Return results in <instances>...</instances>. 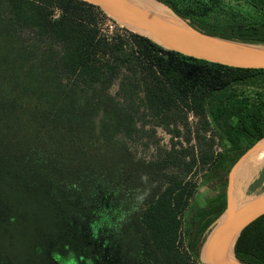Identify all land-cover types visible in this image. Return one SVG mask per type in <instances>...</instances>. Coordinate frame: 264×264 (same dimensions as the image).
Instances as JSON below:
<instances>
[{
	"label": "trees",
	"instance_id": "obj_1",
	"mask_svg": "<svg viewBox=\"0 0 264 264\" xmlns=\"http://www.w3.org/2000/svg\"><path fill=\"white\" fill-rule=\"evenodd\" d=\"M158 1L208 34L264 45V0H246L255 15L234 13L227 20ZM100 15L98 6L82 0H0V264H141L144 257L146 264H188L176 247L179 212H193L198 240L226 209L232 168L264 137V97L237 89L264 85V69L167 50L133 31L126 52L122 40L101 31ZM17 27L58 49L38 53L14 33ZM121 67L135 75L156 117L168 121L186 109L212 124L222 152L183 159L184 175L197 162L208 166L203 181L212 195L205 205L195 203L198 197L189 201L196 184L163 171L160 160L137 159L118 139L133 125L132 114L107 89ZM262 165L264 151L245 176ZM129 186H147L137 191L147 207L118 214L95 232L103 201L114 202L115 189ZM201 246L190 243L196 258ZM235 254L243 264H264V214L241 232Z\"/></svg>",
	"mask_w": 264,
	"mask_h": 264
},
{
	"label": "rangeland",
	"instance_id": "obj_2",
	"mask_svg": "<svg viewBox=\"0 0 264 264\" xmlns=\"http://www.w3.org/2000/svg\"><path fill=\"white\" fill-rule=\"evenodd\" d=\"M143 1L147 2L154 8H156V5H164L166 8L168 7V13L166 14L164 12V14L176 21L179 19L177 15H173V11H171V8L166 4L157 0ZM170 1L181 7L183 10L189 9L197 17L203 16L211 19L227 20L233 16L234 13L255 15V12L252 11L246 0ZM148 4L146 5L149 6ZM151 6L149 7L152 8ZM59 15L60 10L54 9L53 17L57 18ZM98 24L101 27V31L108 37L122 40L126 52L131 51L133 48V39L130 31L132 30L105 12L104 15L99 16ZM14 33L24 39L28 45H34L38 53L47 47H54L56 50L58 49L56 43L36 35L32 29L17 27L14 30ZM107 89L108 92L132 114L133 125L129 134H119L118 139L128 147L129 151L137 159H145L153 162L160 160L165 165L163 171L183 176L186 167L185 161L191 160L192 155L201 158V156L204 157L211 153L218 154L222 152L223 146L220 143V139L214 135L212 124H204V120L194 111L186 109L176 110L168 115V121H164L163 118L153 115L144 103L142 87L136 80L135 75L125 67H121L118 70L117 75ZM237 89L242 91V93L250 95L253 99L260 98V93L261 96L264 97V85L238 86ZM260 141L261 140H258L240 157L238 161L239 166L249 155H251L250 151L255 146L259 145L261 143ZM183 159H185V161ZM261 167H257L250 176H239L237 172L240 170L241 166L238 170L236 169L233 174H230L233 186L232 199L233 202L238 205L236 206L237 208L246 205L252 200V197L248 194V187L253 181H255L254 179L257 178V174ZM207 168V165L203 166L201 163L197 162L192 169L193 172L184 175L185 181L189 180L193 185L196 184L195 189L193 190V196L189 198V201L194 202L198 197L195 200V203L199 205L206 204L208 196L212 195V189L209 188L210 182L203 181V174L207 171ZM146 187L147 186H143L140 189H137L135 186H129L126 191L121 187L116 188L113 193L115 201L111 202L108 199H105L102 203V208L99 211L100 217L97 220L95 232L100 231L109 220L115 219L118 214L132 211V213L137 215L142 212V209L147 207V203H145V200L142 201L144 194L140 192L137 193V191H142ZM257 188H261V185ZM262 190L263 189H260L256 193H260ZM122 192H125L126 198L129 199L124 200L123 204H121L122 201L119 202V194ZM192 214L193 212L190 209L179 212L180 224L176 247L181 253L188 257V264H206L201 260L200 256L199 258H196V256L191 253L190 243L195 241L198 246L203 244L202 240L209 232V227L197 240V235L194 234L197 228L191 226L193 219ZM188 228L190 230H188ZM140 263L146 264L145 257L141 259Z\"/></svg>",
	"mask_w": 264,
	"mask_h": 264
},
{
	"label": "water",
	"instance_id": "obj_3",
	"mask_svg": "<svg viewBox=\"0 0 264 264\" xmlns=\"http://www.w3.org/2000/svg\"><path fill=\"white\" fill-rule=\"evenodd\" d=\"M98 6L118 22L135 33L147 37L164 49L178 51L195 58L205 59L233 67L264 69V45L247 43L208 34L186 19L168 21L144 11L127 0H82ZM158 1V0H157ZM263 142L264 137L260 139ZM260 145V144H259ZM255 146L250 153L257 151ZM239 162L230 174L237 169ZM227 187V207L221 217L209 227L200 249V258L206 264H237L235 244L241 232L264 214V188L260 193L249 192L252 197L246 205L236 207L233 202L231 175ZM235 207V208H234ZM230 208L233 209L230 213ZM233 254L235 261L228 258ZM237 260V262H236ZM240 264H243L239 261Z\"/></svg>",
	"mask_w": 264,
	"mask_h": 264
},
{
	"label": "bare ground",
	"instance_id": "obj_4",
	"mask_svg": "<svg viewBox=\"0 0 264 264\" xmlns=\"http://www.w3.org/2000/svg\"><path fill=\"white\" fill-rule=\"evenodd\" d=\"M130 4L144 10L147 11L149 13L152 14H156L159 15L161 17H163L164 19L168 20V21H175L174 19H172L171 17L167 16L166 14H164V12L160 11L157 8H154L153 6L149 5L147 2L143 1V0H127ZM145 3V4H144ZM146 4H148L149 6H151L152 8H150L149 6H147ZM178 22V21H177ZM264 151V142L263 144L257 149V151L251 155H249L247 157V159L242 163L240 170L237 172L239 174V176H244L245 173L251 168V166L253 165V162L255 161L256 157L262 153ZM235 206H238L237 204ZM235 208V207H234ZM233 209L230 208V213L233 212ZM230 263H233V261H235V258L233 256V254H231L228 258ZM237 262V260H236ZM237 264H240L239 261L237 262Z\"/></svg>",
	"mask_w": 264,
	"mask_h": 264
},
{
	"label": "crops",
	"instance_id": "obj_5",
	"mask_svg": "<svg viewBox=\"0 0 264 264\" xmlns=\"http://www.w3.org/2000/svg\"><path fill=\"white\" fill-rule=\"evenodd\" d=\"M254 180L255 181H253V183L249 185V192H257L258 190L264 188V165L260 168V171L257 174V178ZM259 185H261V188L258 189L257 187H259ZM199 206H203V205H199Z\"/></svg>",
	"mask_w": 264,
	"mask_h": 264
}]
</instances>
